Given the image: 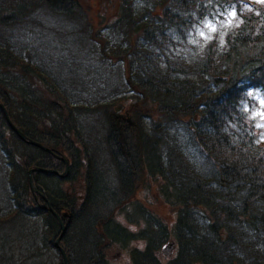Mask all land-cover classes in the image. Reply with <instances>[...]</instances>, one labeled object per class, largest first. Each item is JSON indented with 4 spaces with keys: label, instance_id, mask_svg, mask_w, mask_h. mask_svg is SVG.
Instances as JSON below:
<instances>
[{
    "label": "trees",
    "instance_id": "trees-1",
    "mask_svg": "<svg viewBox=\"0 0 264 264\" xmlns=\"http://www.w3.org/2000/svg\"><path fill=\"white\" fill-rule=\"evenodd\" d=\"M120 93L153 108L131 127L109 112ZM261 99L264 1L117 0L102 25L79 0H0V104L26 137L0 107V264H64L47 204L71 215L68 264H114L112 248L129 264H264ZM55 156L66 177L32 173L33 194L29 170L61 173ZM140 175L172 226L136 200Z\"/></svg>",
    "mask_w": 264,
    "mask_h": 264
},
{
    "label": "rangeland",
    "instance_id": "rangeland-1",
    "mask_svg": "<svg viewBox=\"0 0 264 264\" xmlns=\"http://www.w3.org/2000/svg\"><path fill=\"white\" fill-rule=\"evenodd\" d=\"M88 17L95 23H101L105 25L106 23H110L113 21L117 15V0H79ZM254 2H260L264 0H251ZM233 16V15H232ZM232 17H228L227 21L222 22L218 25L214 23H210L200 27H197V30L191 38H196L193 43L198 42L197 39L207 40L212 38L213 34L218 32L221 38V33L226 31V28L229 26V22ZM212 36V37H211ZM208 41V40H207ZM94 43H99V41H94ZM84 49V48H83ZM85 50V49H84ZM118 62H115L117 65ZM111 89L109 92H111ZM116 91L118 89L116 88ZM119 92V91H118ZM117 100L111 106L109 112L114 116V113L121 121L125 122L129 126H134L136 123L135 114L137 116H144L148 109L153 108L151 105L146 103H140L136 100V97L133 95H117ZM118 108V109H117ZM152 115L154 114V109L152 110ZM249 116L255 120V126L262 129L261 138L264 140V99H261L259 102V106L253 108L249 112ZM152 118V116H151ZM127 119L132 121V124L127 122ZM150 121V117L147 122ZM152 123L150 122L149 125ZM63 172V171H62ZM61 172V173H62ZM80 187V182H75L74 189ZM34 194V193H33ZM36 194V193H35ZM136 200L142 204L146 209L152 211L155 215H157L166 225L169 227L172 226L176 219V211L170 208L165 201L161 198L157 184L151 182L147 177L140 175L136 182ZM135 229V228H134ZM107 258L114 264H129L127 261V257L125 254L117 249H110L107 253ZM163 258V257H162ZM165 259V258H163Z\"/></svg>",
    "mask_w": 264,
    "mask_h": 264
},
{
    "label": "water",
    "instance_id": "water-1",
    "mask_svg": "<svg viewBox=\"0 0 264 264\" xmlns=\"http://www.w3.org/2000/svg\"><path fill=\"white\" fill-rule=\"evenodd\" d=\"M0 107L2 108L3 110V113H4V117L8 123V125L10 126V128L15 132V134L18 136V138L20 140H23L25 141L26 140V137L25 135L20 131L18 130L13 124L12 122L9 120V117L5 111V109L3 108V106L0 104ZM118 109V108H117ZM116 117H118L116 115V113L114 114ZM127 122H129V124H132V121H130V119H127ZM30 144L34 145V146H37L41 149H43L44 151H46L47 153H50L52 154L51 150L48 149V148H45L43 147L42 145L34 142V141H30L29 142ZM56 158L60 159L64 165H65V168H64V171L62 173H58L56 171H53V170H50V169H44V168H33V169H30L29 172H28V183H29V187H30V190L31 192H33L34 194L36 193H39L35 186H34V182H33V179H32V173H35V172H38V173H47V174H55L57 175L59 178L63 179L66 177L67 173H68V162L65 158L63 157H60V156H55ZM44 201H46V199L43 197ZM47 209L49 210V212L51 214H53L56 219L58 220L59 222V225H60V235L57 237V239L55 240L54 242V247L60 252L61 256H62V259H63V262L64 264H68L67 262V257L63 251V249L59 246V242L60 240L62 239V237L64 236V234L66 233V230H67V226H65V224L62 222V219L61 217L63 218H66V219H70L71 218V215L69 214L68 211H64L62 212L61 214H57L50 206L49 204H47Z\"/></svg>",
    "mask_w": 264,
    "mask_h": 264
},
{
    "label": "snow or ice",
    "instance_id": "snow-or-ice-1",
    "mask_svg": "<svg viewBox=\"0 0 264 264\" xmlns=\"http://www.w3.org/2000/svg\"><path fill=\"white\" fill-rule=\"evenodd\" d=\"M234 15V14H233Z\"/></svg>",
    "mask_w": 264,
    "mask_h": 264
}]
</instances>
